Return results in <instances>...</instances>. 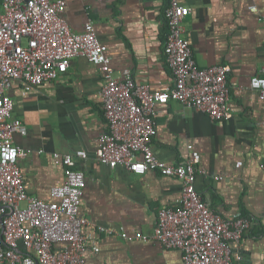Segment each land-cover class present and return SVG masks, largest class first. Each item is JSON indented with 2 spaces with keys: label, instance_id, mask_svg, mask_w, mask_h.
I'll return each mask as SVG.
<instances>
[{
  "label": "crops",
  "instance_id": "obj_1",
  "mask_svg": "<svg viewBox=\"0 0 264 264\" xmlns=\"http://www.w3.org/2000/svg\"><path fill=\"white\" fill-rule=\"evenodd\" d=\"M65 1L63 17L74 32H82L88 21L94 23L116 77L130 69L139 84L156 88L172 82L165 53L167 0ZM182 2L191 8L185 27L196 63L231 67L227 78L233 117L215 121L171 101L158 109L153 149L171 162L187 159L190 146L200 152L196 185L201 196L225 219L243 216L252 222L239 241H231L234 264H264V100L252 86L255 77H264V0ZM253 5L257 11L250 9ZM103 85L99 66L83 56L74 57L56 80L29 92L24 81L12 82L7 93L14 101L13 117L27 128L14 140L31 151L18 161L27 192L51 200L52 189L66 179V167L55 154L83 149L88 158L75 157V168L86 177L79 212L89 220L85 235L100 248L88 251L85 263L185 264L179 248L167 249L155 239L125 241L99 230L124 228L129 235H152L159 210L177 208L182 192L176 177L98 162L99 137L109 130Z\"/></svg>",
  "mask_w": 264,
  "mask_h": 264
},
{
  "label": "built area",
  "instance_id": "obj_2",
  "mask_svg": "<svg viewBox=\"0 0 264 264\" xmlns=\"http://www.w3.org/2000/svg\"><path fill=\"white\" fill-rule=\"evenodd\" d=\"M169 34L165 53L173 73L170 84L153 88L139 84L132 71L114 75L108 47L92 21L82 32H74L63 14L65 0H3L0 15V264H86L88 251L99 252L84 228L88 218L79 212L86 185L83 171L75 168V157L87 159L83 149L64 154L66 179L52 189V199L29 195L20 158L31 151L15 143L16 134L27 128L13 117L14 101L7 93L13 81L25 90L56 80L67 72L71 60L83 56L99 66L104 85L101 91L109 130L99 137L95 157L113 169L126 168L176 177L182 182L177 208L164 207L152 235H129L124 228L99 227L109 236L125 241L155 239L167 249H181L185 264H234L231 241H239L251 226L240 216L225 219L197 190L201 154L190 146V156L179 162L161 159L153 149L158 135L159 107L177 101L206 113L215 121L231 119L230 85L226 64L200 67L186 36L185 18L191 8L182 0H167ZM257 11L255 5L250 7ZM252 86L264 100V77ZM264 169V163L261 166ZM221 180L222 177H217Z\"/></svg>",
  "mask_w": 264,
  "mask_h": 264
},
{
  "label": "trees",
  "instance_id": "obj_3",
  "mask_svg": "<svg viewBox=\"0 0 264 264\" xmlns=\"http://www.w3.org/2000/svg\"><path fill=\"white\" fill-rule=\"evenodd\" d=\"M245 216V215H244Z\"/></svg>",
  "mask_w": 264,
  "mask_h": 264
}]
</instances>
